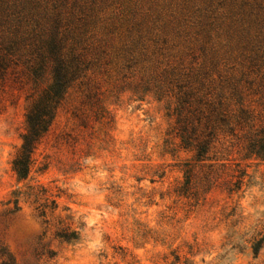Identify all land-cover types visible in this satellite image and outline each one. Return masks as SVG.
<instances>
[{"label":"rangeland","instance_id":"obj_1","mask_svg":"<svg viewBox=\"0 0 264 264\" xmlns=\"http://www.w3.org/2000/svg\"><path fill=\"white\" fill-rule=\"evenodd\" d=\"M95 1L100 20L88 47L98 62L87 76L102 83L113 122L99 114L98 96L81 105L85 97L72 89L26 179L13 161L48 82L34 84L22 63L0 70V249L16 264H264V244L257 256L251 248L264 237V160L242 161L247 175L237 192L227 183L232 164L211 188L197 183L191 196L181 194L194 153L169 134L168 97L124 87L148 74L232 76L230 66H213L191 31L177 26V0ZM132 23H145L140 48L125 32ZM64 230L79 238L58 236Z\"/></svg>","mask_w":264,"mask_h":264},{"label":"trees","instance_id":"obj_2","mask_svg":"<svg viewBox=\"0 0 264 264\" xmlns=\"http://www.w3.org/2000/svg\"><path fill=\"white\" fill-rule=\"evenodd\" d=\"M176 2L179 12L173 18L177 26L191 31L213 66H230L232 76L148 74L128 77L133 80L124 87L138 95L152 93L160 100L168 97L174 117L169 134L179 141V147L194 153V158L184 163L181 194L191 196L197 183L200 188H211L217 171L232 164L236 169L227 183L231 192H237L247 175L242 161L253 157L264 160V0ZM99 11L95 0H0V70L22 63L34 84L48 82L27 114L28 129L13 161L19 178L29 176L35 153L72 89L78 87L85 97L81 105L98 96L99 114L108 125L113 122L99 98L102 83L96 76H87L98 62L88 42L100 20ZM144 25L125 26L133 48L145 43ZM112 26L111 30L117 29ZM114 87L122 86L115 83ZM74 116L84 123L87 119L80 107L74 108ZM52 204L56 206V201ZM58 236L79 238L77 232L67 230ZM263 244L264 237L253 240L255 256ZM0 264L16 262L0 249Z\"/></svg>","mask_w":264,"mask_h":264}]
</instances>
